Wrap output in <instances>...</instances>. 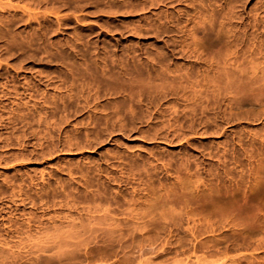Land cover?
<instances>
[{
    "label": "rangeland",
    "instance_id": "1",
    "mask_svg": "<svg viewBox=\"0 0 264 264\" xmlns=\"http://www.w3.org/2000/svg\"><path fill=\"white\" fill-rule=\"evenodd\" d=\"M0 264H264V0H0Z\"/></svg>",
    "mask_w": 264,
    "mask_h": 264
}]
</instances>
